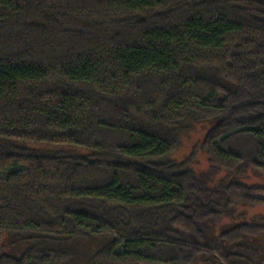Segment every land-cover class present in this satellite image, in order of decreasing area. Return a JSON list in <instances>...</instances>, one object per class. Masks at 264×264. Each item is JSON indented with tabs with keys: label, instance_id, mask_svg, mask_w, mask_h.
Returning a JSON list of instances; mask_svg holds the SVG:
<instances>
[{
	"label": "trees",
	"instance_id": "trees-1",
	"mask_svg": "<svg viewBox=\"0 0 264 264\" xmlns=\"http://www.w3.org/2000/svg\"><path fill=\"white\" fill-rule=\"evenodd\" d=\"M13 165L0 264H263L264 0H0Z\"/></svg>",
	"mask_w": 264,
	"mask_h": 264
},
{
	"label": "rangeland",
	"instance_id": "rangeland-1",
	"mask_svg": "<svg viewBox=\"0 0 264 264\" xmlns=\"http://www.w3.org/2000/svg\"><path fill=\"white\" fill-rule=\"evenodd\" d=\"M206 129V125H200L198 127V130L193 132V135L190 139L186 140L185 146L179 151L177 154H175V157L178 159H182L187 153L190 151L193 142L196 140L202 138L203 133ZM20 166L13 165L7 169L0 170V176L6 177L9 172L19 169ZM196 168L199 171H206L209 168V163L207 161V156L206 153L203 151H200L198 154V162L196 164ZM222 174L218 175V178ZM243 181H245L248 184L251 185H264V171L261 170H251L249 171L244 177ZM239 211L242 212L243 218L242 219H224L223 222H221L218 226L215 227V233L220 232L223 229H226L230 226H234L239 224L242 221H251L255 222L258 224H264V204L263 205H258V206H244V205H239ZM255 245L261 249L262 251V256H261V261H263L264 264V231H261L255 238ZM99 241L94 242V245H98ZM90 244L86 242V245ZM242 261V260H241ZM242 264H256V262H248L243 261L241 262ZM262 264V263H261Z\"/></svg>",
	"mask_w": 264,
	"mask_h": 264
}]
</instances>
